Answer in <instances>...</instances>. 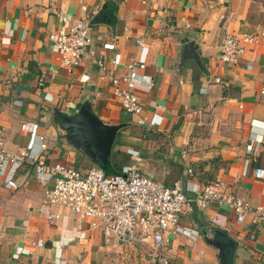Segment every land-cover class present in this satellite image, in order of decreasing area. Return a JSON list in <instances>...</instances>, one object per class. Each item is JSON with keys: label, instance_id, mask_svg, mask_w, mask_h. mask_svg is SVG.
<instances>
[{"label": "crops", "instance_id": "crops-1", "mask_svg": "<svg viewBox=\"0 0 264 264\" xmlns=\"http://www.w3.org/2000/svg\"><path fill=\"white\" fill-rule=\"evenodd\" d=\"M108 7L113 19L97 18ZM85 16L91 18L92 44L79 67L64 69L51 36ZM227 33L258 36L236 64L218 60ZM186 42L198 46L199 64L180 63ZM133 58L144 59L136 68L135 94L153 122L151 130L122 111L110 82L100 78L97 61L119 76ZM262 91L264 0H0V136L9 152L42 151L50 164L99 168L52 122L55 108L72 115L88 104L102 122L123 125L108 173L128 165L133 150L144 175L166 186L180 181L188 198L220 180L251 206L264 205V174L254 177L256 169L264 172ZM10 183L8 188L0 178V264H162L146 246L117 243L100 220L80 221L46 204L52 183H40L30 166L16 170ZM178 226L198 235L193 240L166 233V264H220L207 241L216 230L237 242L233 264H264V223H238L229 208L210 203L194 207ZM17 249L22 254L14 258Z\"/></svg>", "mask_w": 264, "mask_h": 264}, {"label": "built area", "instance_id": "built-area-1", "mask_svg": "<svg viewBox=\"0 0 264 264\" xmlns=\"http://www.w3.org/2000/svg\"><path fill=\"white\" fill-rule=\"evenodd\" d=\"M156 1L150 0V3ZM60 17L63 22L67 21L63 11ZM90 26L89 16L76 18L51 36L52 48L60 55L62 68L72 70L80 66L92 44ZM257 38L254 34L237 37L227 33L218 56L219 62L236 64L247 46L254 45ZM136 44L141 51L144 50L142 37L137 38ZM106 47H111V44ZM117 63L115 57L112 64L116 66ZM143 63L142 58L131 59L124 73L118 76L112 75L101 61H97L100 78L110 82L122 111L135 117L136 125L151 130L153 122L146 116L135 94L138 80L136 68ZM206 82L210 84L212 81L208 79ZM214 82L220 83L221 80L216 78ZM261 93L264 94V91ZM40 147L44 149L45 145ZM128 154L131 162L122 167L119 173L107 175L100 167L82 171L74 165L50 164L46 162L42 151L34 154L27 149L9 152L0 136V178L3 177L5 186L11 188L10 181L16 170L24 165L30 166L40 183H52L44 194L46 204L65 208L77 215L80 221L92 218L100 220L105 231L117 243L123 246H146L161 256L162 264H166L163 259L166 233H180L193 240L198 235L196 231L189 232L178 226L180 219L190 214L194 207L204 209L214 203L229 208L238 223H264V205L251 206L245 199L235 195L227 183L220 180L207 182L201 190L193 191V197L188 198L180 181L166 186L144 175L140 170V154L133 150H129ZM188 174L191 175L192 170L189 169ZM263 174L262 169H256L254 177L261 179ZM57 216L49 215L48 218ZM254 238V235L249 237L250 240ZM37 245L40 246L41 242ZM20 254L21 250L17 249L13 257L17 258Z\"/></svg>", "mask_w": 264, "mask_h": 264}, {"label": "water", "instance_id": "water-1", "mask_svg": "<svg viewBox=\"0 0 264 264\" xmlns=\"http://www.w3.org/2000/svg\"><path fill=\"white\" fill-rule=\"evenodd\" d=\"M187 60L200 63L198 46L193 42L182 45L180 63ZM53 114L52 122L62 132L61 137L74 148L81 150L93 164L99 165L105 171L117 133L123 125H108L102 122L88 104L82 105L72 115L63 114L56 108ZM205 234L203 232V235ZM210 239L207 241L218 251L219 263L233 264L237 242L219 230L214 231Z\"/></svg>", "mask_w": 264, "mask_h": 264}, {"label": "trees", "instance_id": "trees-1", "mask_svg": "<svg viewBox=\"0 0 264 264\" xmlns=\"http://www.w3.org/2000/svg\"><path fill=\"white\" fill-rule=\"evenodd\" d=\"M112 13H113V9H112L111 7H108L107 9H103V10L98 14L97 18L100 19V18H102V17H104V16H107V18L110 17V19H113V15H111ZM108 167H109V161L107 162V164H106V166H105L106 170H105L104 172H105V174L110 175V173L107 172Z\"/></svg>", "mask_w": 264, "mask_h": 264}, {"label": "rangeland", "instance_id": "rangeland-1", "mask_svg": "<svg viewBox=\"0 0 264 264\" xmlns=\"http://www.w3.org/2000/svg\"><path fill=\"white\" fill-rule=\"evenodd\" d=\"M79 166H77V168H78Z\"/></svg>", "mask_w": 264, "mask_h": 264}]
</instances>
